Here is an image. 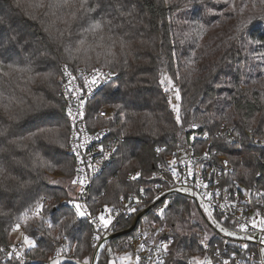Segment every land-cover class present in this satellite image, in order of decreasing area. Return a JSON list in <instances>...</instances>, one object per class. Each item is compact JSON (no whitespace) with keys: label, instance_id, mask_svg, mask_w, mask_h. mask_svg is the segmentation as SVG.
<instances>
[{"label":"trees","instance_id":"16d2710c","mask_svg":"<svg viewBox=\"0 0 264 264\" xmlns=\"http://www.w3.org/2000/svg\"><path fill=\"white\" fill-rule=\"evenodd\" d=\"M88 6L96 11L73 19L57 0H0V254L12 245L17 223L35 241L28 261L13 264H43L54 243L67 245L75 259L60 264H88L96 251L92 224L62 205L74 177L59 95L65 65L118 74L92 104L114 110L112 120L98 125L110 126L124 141L90 191L94 213L150 184L155 151L170 153L177 132L192 120L211 133L222 125L235 129L244 149L228 151L236 168L232 179L264 189V147L251 143L264 140V2L88 0ZM95 21L105 25L103 41L100 33L86 31ZM9 64L31 70L16 72ZM137 173V183L127 182ZM166 199L165 214L151 219L171 229V263L190 264L203 253L197 221L204 215L185 195L173 192ZM38 204L43 208L34 215ZM129 238L101 247L94 264H109V249L127 252Z\"/></svg>","mask_w":264,"mask_h":264},{"label":"built area","instance_id":"2783aa9c","mask_svg":"<svg viewBox=\"0 0 264 264\" xmlns=\"http://www.w3.org/2000/svg\"><path fill=\"white\" fill-rule=\"evenodd\" d=\"M96 69H99V72ZM67 73H71V77L74 79ZM110 73L111 75H109ZM93 77L97 79L95 84L91 83ZM117 79L116 72L100 66L93 69L67 67L66 71L63 66L59 79V95L70 126L67 153L74 162L72 181L78 176L81 179L85 176L88 177L82 193L79 184L71 183L72 193L62 202V205L76 214L74 204L79 203L84 206L82 210L85 211V215L77 214V216L89 221L96 231V237H100V239L95 237V254H98L101 247L106 246L122 233L131 231L125 235L130 236L127 252L134 257L136 264H156L158 257L163 261V264H172L170 258L175 240L170 235L171 229L156 224L154 218H151L152 216L161 218L159 207L162 205L160 200L154 199L155 195L162 193L167 197L176 192L197 203L202 213L205 212V207L201 206L203 203L211 211L212 217L219 222V226H213L210 223L211 227L218 232V237L207 242L204 240V232L200 233L202 237L200 246L203 253L200 256H195L190 264H195L197 258L204 259L205 257L210 258L212 264H222L224 260H228L230 264H258L261 258L260 248L264 247L259 243L260 238L264 236V231L261 230V221L264 220V189L248 188L232 179L236 174V168L228 151L233 149L242 151L244 144L235 129L226 125L220 126L213 133L196 120L182 126L176 134V146L170 153H168L169 149L165 147H160L159 151L158 149L155 151L158 162L150 178V184L141 186L138 190L131 191L127 195H122L115 205L105 206L99 208L96 213L93 212L94 205L90 201V191L96 181L113 164L124 141L110 126L98 125L100 121L112 120L115 116L114 110L109 106H102L95 110L92 107L95 105L92 104L100 97L104 89ZM70 80L71 83H69ZM177 89L175 84L172 90L176 93ZM79 99L86 101L83 108L80 109L84 115L82 118L77 116L73 124L72 118L67 115V110L71 108L73 115L76 116ZM251 143L252 146L264 147V140L255 138ZM76 145L80 146L76 147L74 151L73 148ZM101 148H103V152H101ZM77 152L79 158H77ZM206 153L207 155H205ZM106 154L107 159L104 158ZM172 161H175V164H172ZM89 163L92 165L91 168L88 166ZM93 168L98 170L94 172ZM78 169H82V171H77ZM171 169H175L176 176L172 175ZM189 172L191 175L188 174ZM133 176L136 175L129 174L127 182L137 183L141 178L139 175L136 179H132ZM158 184L159 188L156 187ZM141 188L145 190L144 193H140ZM181 188L187 189V191H177ZM192 193H196V195ZM206 193H210L211 196L209 197ZM165 195H161V199H164L168 204ZM137 200L139 203L136 202ZM129 207H136L138 211L128 212ZM105 208L110 211H105ZM150 213L151 216L148 218ZM257 213L259 214L257 215ZM38 214V210L34 211V215ZM101 214L106 219L111 218L112 223L108 229H104L99 221ZM136 221L137 225L133 229ZM129 222L130 225L127 226ZM113 225L115 226L114 230ZM219 227L225 228L235 235L230 237L222 234L218 231ZM22 231L23 235L27 236L26 232ZM249 236L253 239H241V237ZM23 238L3 250L0 254V264L28 261V252L31 248L23 243ZM162 244H168V250L167 252L161 250L158 253L157 250ZM244 244L248 245L246 250L241 247ZM141 245L144 247L141 248ZM13 246L18 251H14ZM53 248L54 252L50 260L43 264H53L54 261H58V264L75 261L74 256L69 253L67 245L62 247L58 243H54ZM249 256H251V261L248 259ZM136 257H139V261Z\"/></svg>","mask_w":264,"mask_h":264},{"label":"snow or ice","instance_id":"6c2138e0","mask_svg":"<svg viewBox=\"0 0 264 264\" xmlns=\"http://www.w3.org/2000/svg\"><path fill=\"white\" fill-rule=\"evenodd\" d=\"M262 2H264V0H262ZM86 5H88V0H57V6H59L61 8H67V9H69L70 10L69 11V15L73 19L76 18L77 12H89L90 13V12H95L96 11V7H93V6L86 7ZM233 7H234V5H233ZM73 8H75L76 11H71V9H73ZM201 27H203V25H201ZM104 28H105V25L104 24H102L100 21H95V22H93V23H91L89 25V27L86 29V31L89 32V33H92L93 35H95L97 33H100L101 35L99 36V39L101 41H103L104 40V34H103L104 33ZM109 31H111V30L109 29ZM108 39L111 40L112 39L111 36H109ZM80 43H81V45H83L85 43V41L84 40H81ZM123 43L124 42L121 41V46L122 47H123ZM110 54L114 55V53H110ZM8 67L9 68H12V69H14V71L20 72V73H24V72H27V71H30L31 70L30 68H22V67H19L18 65H13V64H9ZM66 70H67V65H65V71ZM96 71L99 72V69H96ZM67 74L71 77V73H67ZM5 75H7V74H5ZM101 75H103V74L101 73ZM109 75H111V73ZM71 78L74 79V77H71ZM165 79H167L168 84H171L172 83V81H171L170 78H167L166 77ZM96 82H97L96 77H93L91 83L92 84H95ZM69 83H71V80L69 81ZM161 83H164V80H162ZM175 91H176V98L179 99V90L177 89ZM85 102L86 101L84 99H79L78 100V111L76 113V116L73 115L71 108H69L67 110V115L72 118L73 124L75 123V120H76V117L77 116H79L81 118L83 117L84 113L80 109L83 108V105L85 104ZM174 110H175V112L177 114L176 115V121L179 122L180 121V115H179V111L180 110H179V107L178 106H174ZM101 114L103 115V113H101ZM51 118L52 119H55V116L53 115ZM79 146L80 145H76L73 148V150L75 151L76 150V147H79ZM158 151H159V149H158ZM101 152H103V148H101ZM76 155H77V158H79V153L78 152L76 153ZM205 155H207V153ZM104 158L107 159V154L105 155ZM81 162H83V161H81ZM171 163L172 164H175V161H172ZM88 166L91 168L92 167L91 163H89ZM97 170L98 169L93 168V171L94 172L97 171ZM77 171H82V169H78ZM171 171H172V175L173 176H176L175 169H171ZM188 174L191 175V172H189ZM139 175L140 174L137 173L136 176H133L132 177V179H136ZM87 179H88L87 176H85L83 179H81L78 176L77 179H75V180L72 181V183L73 184H79L80 185V191L82 193L83 192V189H84V185L87 182ZM156 187L159 188L160 185L158 184V185H156ZM205 187H207V186L205 185ZM139 191H140V193H144L145 190L143 188H141ZM177 191H187V189L181 188V189H177ZM192 194L193 195H196V193H192ZM161 195H165V194L157 193L155 195L154 199L155 200H160V203H161L162 206L159 207V215L160 216H163L165 214V209L168 207V204L165 203V200L164 199H161ZM206 195H208L209 197L211 196L210 193H206ZM165 199H166V195H165ZM136 202L139 203V200H137ZM70 203H71V201H70ZM130 203H131V198H130ZM201 206L202 207H205V212L207 213L208 218L210 220H212V222L214 224H216L217 226H219V222L212 217V213H211V211L208 210V207L207 206H204L203 203L201 204ZM74 207L76 209L77 214H79V215H85V211L82 210L84 208V206H82L79 203H76V204H74ZM42 208H43V205H39V204L37 205V210H40ZM105 211H110V210L107 209V208H105ZM127 211L128 212H131V213H135V212L138 211V209L136 207H129L127 209ZM258 214L259 213H257V215ZM25 215H27V214H25ZM99 221L102 223V226H103L104 229H108L109 225L112 223L111 218L109 217V218L106 219L103 214L100 215ZM49 227L50 228L52 227V224L51 223H49ZM241 227L243 229L244 226L242 225ZM253 227H255V224H253ZM19 228H20V224L17 223L15 225V230H18ZM114 229H115V226L113 225V230ZM261 230L264 231V220L261 221ZM221 231H223L225 233V235H228V236L235 235V233L229 232V231H227V229L222 228V227H221ZM96 239H100V237L97 236ZM241 239H253V237H251V236H249V237H241ZM23 243L25 245H27L29 248H34L35 247V241L33 239H30L28 236H24ZM259 243L261 245H264V236H262L260 238ZM140 247L143 248L144 245H141ZM241 247H242V249H245L246 250L248 248V245L247 244H244ZM13 250L14 251H18L17 249H15V246H13ZM161 250H163L164 252H167V250H168V244H162L160 246V248L157 250L158 253ZM260 253H261V258H260L258 264H264V247L260 248ZM136 259H137V261H139V257H136ZM149 259H150V257H149ZM248 259H249V261H251V256H249ZM53 264H58V261H54ZM156 264H163V261L161 259H159V257H158ZM195 264H212V260L210 258H208V257H205L204 259H198L197 258L195 260ZM222 264H230V262L228 260H224L222 262Z\"/></svg>","mask_w":264,"mask_h":264},{"label":"rangeland","instance_id":"374dc122","mask_svg":"<svg viewBox=\"0 0 264 264\" xmlns=\"http://www.w3.org/2000/svg\"><path fill=\"white\" fill-rule=\"evenodd\" d=\"M60 179H62V176L59 175L56 177V180H60ZM71 183L72 182L69 181L70 189H71ZM203 215H204V217H202V219L199 218V220L197 222H200L202 225V228H203L202 232H204V234H205L204 236L206 238L204 240H207V242H209L210 239H212V238L214 239V238L218 237L219 235H218V232L213 227H211V225H210V223L213 226L214 225L216 226V224H214L212 222V220H210L208 218V215L206 212H203ZM218 231H220L222 234H225L223 231H221V227L218 228ZM22 234H23L22 230H15L13 233L12 241L15 242L17 240L22 239L24 237V235H22ZM108 255H109V264H136V260L134 259V257L129 252L118 253V252H114L111 249H109ZM93 258H94V255L91 258L90 263H88V264L93 263ZM95 261H96V259H95Z\"/></svg>","mask_w":264,"mask_h":264},{"label":"water","instance_id":"95a60500","mask_svg":"<svg viewBox=\"0 0 264 264\" xmlns=\"http://www.w3.org/2000/svg\"><path fill=\"white\" fill-rule=\"evenodd\" d=\"M140 217H142V216H140ZM140 217H139V218H140ZM136 225H137V221L135 222L133 229L136 227ZM133 229H132V230H133ZM130 232H131V231H130ZM130 232H127V233H126V232H125V233H122L121 235H119V237H120V236H125L126 234H128V233H130ZM96 256H97V254H95V255H94V258H93V263H92V264H94V263H95Z\"/></svg>","mask_w":264,"mask_h":264}]
</instances>
